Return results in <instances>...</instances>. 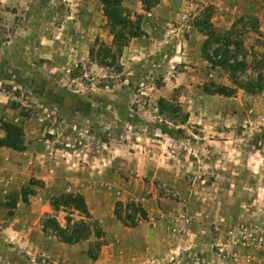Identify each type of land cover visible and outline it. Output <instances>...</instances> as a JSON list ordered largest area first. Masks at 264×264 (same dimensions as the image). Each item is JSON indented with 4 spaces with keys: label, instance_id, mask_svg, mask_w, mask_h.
Wrapping results in <instances>:
<instances>
[{
    "label": "rangeland",
    "instance_id": "1",
    "mask_svg": "<svg viewBox=\"0 0 264 264\" xmlns=\"http://www.w3.org/2000/svg\"><path fill=\"white\" fill-rule=\"evenodd\" d=\"M122 7L129 29L95 0H0V121L19 126L25 144L0 147V264H264V94L236 88L203 55L206 22L216 32L236 23L245 48L264 52V0ZM246 16L259 19L261 37ZM129 31L137 36L123 41ZM181 150L172 171L157 169ZM56 170L81 174L74 188L88 190L100 235L92 228L69 245L43 232L51 199L74 193L63 192L65 178L45 190L39 178ZM25 189L34 195L15 204ZM155 194L163 199L146 205Z\"/></svg>",
    "mask_w": 264,
    "mask_h": 264
},
{
    "label": "trees",
    "instance_id": "2",
    "mask_svg": "<svg viewBox=\"0 0 264 264\" xmlns=\"http://www.w3.org/2000/svg\"><path fill=\"white\" fill-rule=\"evenodd\" d=\"M95 1L102 6L104 16L113 25L123 29H129L132 26L133 22L130 16L127 15L122 7L124 0ZM246 19L250 20L252 24L251 28H247L250 29L249 32L261 37L259 19L256 16H246L241 21ZM206 25L207 41L205 42L203 55L211 68L224 70L233 86L242 89L250 95L264 94V52H258L254 47L248 50L245 48L244 42L234 36L235 30L238 28L236 23L232 25L230 30L224 32H216L209 22H206ZM138 29L139 27H136L135 31H138ZM136 36L137 34L129 31V33L120 37L125 41ZM257 43L259 44L258 46L262 44L260 41ZM89 55L92 58L93 52H90ZM108 57L109 54L106 59ZM102 65L107 67L105 62ZM236 88L217 86L214 94L232 97L236 94ZM11 108H16V104H11ZM0 125L1 130L4 132V138L0 137V147L4 146L16 152H23L25 144L22 129L16 124L6 121H0ZM33 195L34 192L32 190L25 189L16 197L15 204L18 201L27 204L28 197ZM50 208L51 213L45 214L42 220L43 232L50 233L64 244L76 245L86 241L91 234V229H97L85 199L80 194L68 193L55 196L50 201ZM60 212L67 215L64 218V226H61L58 222V214ZM74 214H78L80 220H74L72 218ZM98 233L100 235L101 231L98 230Z\"/></svg>",
    "mask_w": 264,
    "mask_h": 264
},
{
    "label": "crops",
    "instance_id": "3",
    "mask_svg": "<svg viewBox=\"0 0 264 264\" xmlns=\"http://www.w3.org/2000/svg\"><path fill=\"white\" fill-rule=\"evenodd\" d=\"M170 151H172V149H170ZM8 153H12V152H8ZM16 154H18V153H16ZM28 154H30V153H28ZM178 155L185 156V155H187V151L186 150H181V152L179 154H173V152H169L168 151L167 153L162 154L161 155V158L163 157L162 162H160V160L157 161V163H158L157 165H159L158 167H161V168H157V169H162L163 171H167V170L172 171V169L174 168V164L172 163L171 160H169V158L170 157L171 158H175V156H178ZM31 163H34L33 166H35V162H34L33 159L31 160ZM32 169H33V167H32ZM35 173H37V172H35ZM39 174H41V173H39ZM53 174H52V176H50V175H47V176L42 175L41 178H39V179H41L43 181V183H45L44 184L45 190L58 192L59 190L62 189V187L59 186L58 181L60 179H64L65 178V180L67 182L63 184V192H74V193L79 192V194H81L85 198V202H86L87 207H88V204H89L88 203V196H87V194H88L87 191L88 190H86L85 187L83 189H79V190H76L74 188L76 185H79L80 187H83V183L81 182V179H80L81 174H79L78 172H73V173L67 174V177H66V176H64L62 171L59 172L58 170L55 171L54 175ZM163 175H165V173H163ZM173 179H175V184H179L178 179H181V176L178 177V174H177V176L176 175L173 176ZM77 182H78V184H77ZM72 190H74V191H72ZM151 198L152 199H143L146 202V205L150 204L152 201H155V199H159L160 201H161V199H163V197L158 196V195L156 196V194L153 195ZM143 207H145V205H143ZM93 212L95 214V217L97 219H99V222H102V220L106 217L105 215L102 214V212H97L96 210H94ZM149 216H150V212H149V210H147V217H149ZM190 217H191V215L188 212L183 213L180 216V218H181L180 221L183 224H185L184 227H185L186 231H190V229L194 225V224H190V223L188 224L187 223L189 221L188 219L192 220V218H190ZM233 256L234 257H238V256H235V255H233ZM248 263L251 264L250 262H248Z\"/></svg>",
    "mask_w": 264,
    "mask_h": 264
},
{
    "label": "built area",
    "instance_id": "4",
    "mask_svg": "<svg viewBox=\"0 0 264 264\" xmlns=\"http://www.w3.org/2000/svg\"><path fill=\"white\" fill-rule=\"evenodd\" d=\"M258 245H259V248H260L262 251H264V238H261V239H260V242H259ZM223 251H224V250H220V255H221L222 258H226V257H227V254H225Z\"/></svg>",
    "mask_w": 264,
    "mask_h": 264
}]
</instances>
